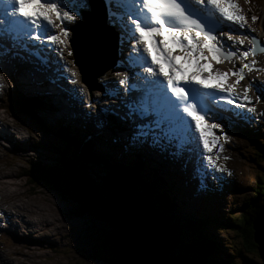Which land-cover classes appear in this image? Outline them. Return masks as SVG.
<instances>
[{
  "label": "snow or ice",
  "instance_id": "6c2138e0",
  "mask_svg": "<svg viewBox=\"0 0 264 264\" xmlns=\"http://www.w3.org/2000/svg\"><path fill=\"white\" fill-rule=\"evenodd\" d=\"M104 2L109 22L117 28L121 44L128 47L126 55L121 52L128 71L118 83L126 97H131L121 117L129 125L130 141L170 147L173 155L195 153L202 166L219 171L210 153L219 139L213 129L223 127L221 114L233 107L243 108V104H236L237 99L250 103L251 89L264 93V81L245 84L243 96L234 90L244 80L245 70H253L256 61L249 62L247 57L255 55L259 46L255 37L222 31L223 27L243 29L247 24L237 0ZM89 8L90 0H0V49L17 44L23 47L22 41L48 47L55 51L62 71L74 77L76 72L67 68L63 52L68 48L72 55L69 26ZM256 19L253 15L252 20ZM57 28L59 31L53 33ZM245 40L252 47H236ZM210 57L233 66L228 71L209 70L205 65ZM235 61H240L239 67ZM229 76L235 77L231 83H227ZM254 110V106L248 108L249 112Z\"/></svg>",
  "mask_w": 264,
  "mask_h": 264
},
{
  "label": "clouds",
  "instance_id": "9594fccd",
  "mask_svg": "<svg viewBox=\"0 0 264 264\" xmlns=\"http://www.w3.org/2000/svg\"><path fill=\"white\" fill-rule=\"evenodd\" d=\"M237 3L239 5L240 11L245 15L246 20H247V24L245 25V27L243 29L249 30L252 37H255L257 39V41L259 42V44H264V21L261 18V10H260V8H258L259 6L257 4V0H247V3L245 2V0H237ZM61 8H62V10H67V9H64L63 6H61ZM92 9L95 11L94 13H96V11H99L100 9L104 10L105 22L108 26H110L112 28L113 32H115V34L117 36V41L115 39L116 56L114 58V61L105 70H103L101 73H99L95 78L91 77V78H87L86 81H83L82 76H81L77 66L75 65V63L73 61V49H71L72 55H69L68 54V48H65L64 52H63V56H64V61L66 62L67 68L72 69L73 71L76 72V75L74 77L71 75L70 72L62 71V67L59 63V58L56 56L55 51L51 50L48 47L33 46L32 44H30L26 41H22L21 43L24 45L23 47L21 46V44H17L15 46L9 47L10 57L13 60V63L15 65H19L21 67H22V61L23 60H22V58H20L21 60H16L17 54L20 56L26 55L28 58H31V62L28 63V71H29L28 74L33 76V79H36V80L40 79L37 83H44L45 85L50 86L47 78L52 79V76L56 75L55 81L52 84L53 88L51 90L44 91L43 92L44 96L40 97L41 99H43V101L54 102L57 99L64 96L65 91H66L67 92L66 95L69 96V97H67L68 103H70V104L75 103L76 105H78L79 109L81 110L83 115L88 114L89 111L91 110V113H89V114H91L90 116L92 117L93 120H95L93 122L94 126L100 127V125H103V127H105V129L109 130V124H111V125L113 124L112 120H110V122H108L105 119V117H103V122H102V120L100 118L97 119L96 109L94 107H92V105L93 104L99 105V112L101 113L100 102H101L102 97H103L101 79L109 71L110 72L115 71L117 73H121L122 77L124 76L121 69L115 64H116V61L121 60L120 51L122 50L123 53L126 55L128 48H126L127 47L126 44H121L120 34H119L117 28L113 27L112 24L109 22L108 17H107V6L105 5L104 0H90V8L87 11H91ZM29 10H31V9H29ZM253 15H255L257 17V19L255 21L252 20ZM82 18H80V20H82ZM70 26H69V32H70ZM236 27L238 29H236V28L234 29L236 31L234 32L233 36H241L242 38L244 36H246L241 31V28H239L238 26H236ZM58 31H59L58 28L53 29V33L58 32ZM70 39H71V37H69V40ZM3 43L5 45H8L9 42L5 40V41H3ZM69 45H70L69 47L72 48L71 43H69ZM246 46L252 47V45L248 42V40H245L244 45H242V46L239 45L238 42L236 45V47H238L240 49H242L243 47H246ZM254 57L264 60V54H261V52H257L254 55ZM123 59H124V57H123ZM207 65H212L213 66L212 70L228 71V69H229L228 64H226L225 62L216 63V62L212 61V62H208ZM205 67H206V65H205ZM107 70H109V71H107ZM3 77H4V75H3ZM73 80L75 81L74 83L72 82ZM74 84L77 86L76 91L80 94L83 93L82 98H81L82 103H79L77 101L75 94H73L71 96L70 91L73 89ZM91 89L93 90L94 94L92 93ZM40 93H42V92H40ZM75 101L78 102V104ZM2 103H4V101L0 100V104H2ZM254 105H256L257 109L262 112V121H261L262 131L256 125V123H253V128H248L247 130L244 129L242 133H233L229 130L226 131L225 141L227 142V144L225 145V148L227 151H229L231 153L232 156H231V161L229 162V161L225 160L222 167L229 169L238 178H241V176H240V170L235 163L236 156H235V151L233 150V146H236V145L243 146L245 144V138L249 134L256 133L259 136V135L263 134V132H264V100L260 99V102L256 101V102H254ZM17 106L18 105L14 104L10 101H7L6 106L4 108H1V110H3L2 112L5 111L12 119H14L19 125L23 126L25 129H30V131L38 134V139L36 142H34L35 145L40 142V138H42L43 139L42 141H44V144H42V143L37 144L38 147H41V149L39 151H37V153L35 151L30 152L33 154V157L37 158L36 160L40 164L41 168L38 166L36 168L34 167L33 161H35V160L32 161V164L26 165V166H24L20 162V160H18L20 165L24 166L21 169H27L31 172L33 170L35 172L41 171L44 174L48 173L49 170H45V168H49V167H46L44 165V158H51V157H54V161L56 162L55 165H59L58 168L57 167H55V168L56 169L62 168L60 166L61 162H58V153H56L54 150H48V145H50V143H51L50 142V138L52 137L51 134L54 132V130L50 127V123H47V121L44 119V117L42 116V113L45 109H47L49 107L41 106L40 101L37 99L34 101V103L31 107H26L24 105H21L22 106L21 108L13 109V108H16ZM10 109H13L12 111L14 114L15 113L17 114V111L21 112V114H18L19 116L12 115L11 112L9 111ZM122 112H125L124 108H123ZM123 115H124V113H122V115L119 116V118H118V120L121 123H123V121H124V119L121 118ZM95 116H96V119L93 118ZM75 117H76V119L78 118L77 115H75ZM81 117L83 118V116H81ZM113 118L116 119L115 117H113ZM56 121H58V119ZM27 123L30 124V128L28 127ZM124 125L128 126V123L126 120H125ZM26 126H27V128H26ZM7 127H10V126H6V128ZM18 130H20V129H18ZM75 131H76V135H77L76 138H79L81 140L86 139V136L82 132H79V129H75ZM75 131H73V132H75ZM20 133H23V134H20ZM84 133L87 136H94L93 139H91V137H88L89 139H87L86 141H88V140L91 141L92 143H94L96 145L97 150L99 148L102 151H104L105 155H109V156L114 158V156H115L114 151H109V147L104 149V146L106 144L103 145L102 141H101L102 137H105V140L108 139L109 138L108 135L104 134L102 131H98L96 133L95 128H93L92 126L89 127L86 131H84ZM11 135L13 136V134H11ZM258 136H255V138ZM13 138L16 142H20L21 144H23L25 146L24 150L21 152L22 155L24 153H27V151L31 150L29 148V147H31V145H30L31 141H29L27 139L26 133L24 131L20 130V132L16 133V135H14ZM252 141L253 140H249L248 141L249 144ZM6 145H9L11 148L8 151H2L1 152V160L3 161V163H4V160H3L2 155L4 153H18V151L15 150L7 140L0 138V147H6ZM258 147L264 148V141L263 140H261L260 144H257V142L254 143L250 147L251 150H249V153L252 154V151L254 150L255 156H256ZM168 149L170 151L168 156L166 154H164V156H162V157L157 156L156 157L157 162H155L153 164H149L148 166H145V168H150V169L158 168L159 170L156 173L163 179V181L165 182V184L167 186V189L172 191V188L176 187L181 193L179 195V197H181V199H182V193H184L187 196V202H192V201L197 202V198H193V192L196 191V188H194L195 186L192 185L193 181H190L189 176H188V172L185 170H182L180 168V166L177 165V163L180 162L179 156H177V157L173 156V152H174L173 149H171V148H168ZM115 151L118 153L117 149ZM215 151L216 150L214 147L213 153L216 155ZM145 153L148 154V151L146 150ZM145 153L143 152L141 154L140 158H138L139 162H137V164L142 163L144 166V164H145V162H144L145 156L144 155H146ZM151 153H153V152H151ZM153 155L155 156V153H153ZM131 157H133V156H131ZM117 158H118L117 161L119 163H121L122 165H125L124 163L126 161L123 160L124 157L122 155H120V153L117 154ZM253 158L254 157L252 156L251 159L253 160ZM164 159H168L167 162H169L172 165V167H174V169L172 171H170L169 168L165 165L166 161ZM135 162H136V159H135ZM260 167H259L260 174L257 176V181H256L257 187L254 188L253 192L250 195H247L244 193V196L240 197L241 194H237L235 192H229V193H227V195L224 194V192H221V193L214 194L210 198L209 203H208V206H209L208 211H211V213H212V217H209V221H210V219L212 221V226H210L211 230H213L217 225H222V226H225V227H223L224 233H228V235L230 233V235H232V232H233L232 230H234V228H233L234 224H228L227 220L232 217V218H236L235 221H240V219L243 217L242 213L245 210V208H243V204L241 202L243 200V198H247L249 200L250 204L253 202H256V203L259 202L260 203L258 205V209H259V206L264 202V195L262 193V189L264 188V186H260V184H262V183L264 184V180H262V178L264 177V169L260 170ZM175 168H176V170H175ZM175 173L178 174L179 180L177 179ZM22 176L26 180L29 177L27 175H22ZM121 179L125 180V177H122ZM43 181L44 180H41V181L37 182V184H40L41 186H43L42 188H44L48 192L49 190H47V187H49L50 184H49V182H44V184L41 183ZM54 183L56 184V182H54ZM65 183L69 184L70 180L65 181ZM230 183L232 186H235V183L233 181L230 180ZM183 184L185 185V188H183ZM226 185H228L227 182L220 184L219 186L224 187ZM144 186L145 185L143 184V187ZM143 187H142V190H143ZM88 196L91 197L90 195H88ZM88 196H84V197L89 198ZM227 198H229L230 201L231 200L234 201L236 203V206H235V204L231 205L230 201ZM91 202H94L97 205L101 206L103 209H105V207L102 204H100L94 200ZM224 205H227V207H229V208L222 209V208H224ZM234 206L235 207L238 206L241 208L237 209V208H234ZM221 211L222 212H230L232 214L228 215L226 217H223L221 215ZM176 212L178 215L180 214V210H178ZM106 214H107V212H106ZM251 215H253V214L247 213L246 216L250 217ZM109 216H110V218L117 217L115 214L112 213L111 209L108 212V218H109ZM163 219H164V217H163ZM135 220H137V221L139 220L142 222L144 219L141 216H138L137 218H135ZM129 221L130 220L125 221V222H120V224L128 223ZM198 226H199L198 229H195V230H192L189 227L185 230V234L188 236V239H187V241H185L184 247H180L178 249L179 246H177V247L171 248L168 251V250L164 249L163 246L159 243V246L164 251V254L167 257V260L172 259V258H179L180 256H186V257L190 256V257H195L196 260L199 261L198 264H234L235 262H239L237 260V258H241V256L239 254H237V251L240 250V245L243 246L242 242L238 244V250L233 249V245L230 244V241L227 238L225 241H228L229 246H232V248L226 247L225 245L222 246L221 243H219L218 250L215 252V250H214L215 246H214L213 242L211 241L212 238L210 239V237H212L210 232H208V230H206L204 228V225H198ZM18 227H19V224H18ZM23 227L25 228V230H23V229L21 230L23 232L21 235L22 237L24 235H28V233H26V232H29V234H30V230L27 231V229H26V228H28L27 221L23 222ZM218 233H220V231ZM188 243H192V244L187 245ZM243 248H244V246H243ZM194 249H198V251H200V253H196L194 251ZM253 251H254V249H253ZM240 253H242L245 256L243 251ZM254 253H256V252L254 251ZM213 254H215V255L213 256ZM245 257L248 259L247 256H245ZM260 261L261 260L259 258V260L254 261L253 264H261ZM7 263L10 264V262H7Z\"/></svg>",
  "mask_w": 264,
  "mask_h": 264
},
{
  "label": "rangeland",
  "instance_id": "374dc122",
  "mask_svg": "<svg viewBox=\"0 0 264 264\" xmlns=\"http://www.w3.org/2000/svg\"><path fill=\"white\" fill-rule=\"evenodd\" d=\"M257 4L259 5L258 8H261V18L264 21V0H257ZM74 24H72V25H74ZM211 67H212V65L206 66V68L209 70L211 69ZM107 71H109V70H107ZM20 75L21 74H19L14 79L16 82V88H17V84H19L20 82L24 83L25 80H26V82H29V80L30 81L33 80V77H31V75H29V77L27 79L26 78H19ZM18 79H19V82H18ZM113 82H114V80H112L111 82L109 81L108 84L110 85V83H111V85H112ZM116 82L117 81L115 80V83L112 86L113 89L117 84ZM111 85L109 87H111ZM109 90H111V88H109ZM91 91L94 94L92 89H91ZM28 94H29L28 96H34V94L31 93V91H29ZM111 94L114 96V99L116 100V102L119 103L120 98L115 93H113L112 90H111ZM60 100L61 101L58 100V105H59L58 107H59V109L61 108L60 111L58 109L57 111L53 112L52 111L53 108H51V107H49L43 111L42 116L44 117V119L47 122L52 123V120L57 119V115H61V117H65L69 114V113L64 114V112H63L64 108H67L66 103H68V102H65L63 97L60 98ZM92 107H94L96 109V113L98 116L97 119L100 118L103 122L104 115L99 112V106L96 104H93ZM76 108L82 114L78 105H76ZM112 108L114 109V108H118V107L112 105ZM0 111H1L0 112V118L1 119H4L2 117L5 116L8 120L14 121L17 124V126H15L14 128L13 127H7L9 132L11 134H13V136L16 135V133H19L20 130H22L26 133L27 139L29 138V134L36 136V133L29 131V130L25 129L23 126L19 125L5 111L2 112L3 110H1V109H0ZM121 111H123V110L121 109ZM67 112H70V111L67 110ZM11 114L14 115L13 112H11ZM4 120H6V119H4ZM86 122H88V120L82 121L80 119L78 124H80V123L86 124ZM0 125L5 126V127L9 126L7 124L5 125L3 122ZM91 126L93 128H95L96 131H102L103 132L102 128H96L94 126L93 121H91V124L89 125V127H91ZM18 129H20V130H18ZM20 134H23V133H20ZM258 137L264 139V132H263V134L259 135ZM0 138L4 139L2 137V134H0ZM11 139H12V142L14 145L25 147L23 144L19 145V142H16L14 140V138H11ZM5 140H7V139H5ZM7 141L10 143V140H7ZM101 141H102V144L105 145V137H102ZM117 144H120V145L123 144V145H121L122 148H120V149H119V147L117 148L118 153H120V155H121V153L129 152L131 150L130 148H131L133 143L129 142V141H120V142L117 141ZM30 145H33V147H35L34 146L35 144L32 142ZM105 146L108 147L107 145H105ZM124 146H127V147H124ZM10 148L11 147L9 145H6V147H0V165L5 166L6 169H8L7 165H9L11 163L10 166L13 167L15 170V171L13 170L14 173L12 174L13 175L12 177L7 176L4 179L5 181H3V184H5V185L0 184V192H2V193H0V227L4 228V230L0 231L1 255L4 258H6L7 260H11L10 264H109V260H112L111 257L107 253L99 250L100 247L104 246V243H107L105 233L106 232L109 233V229H112V230L114 229V227L111 225V222H108L109 218L106 215H104L103 213H101L100 215L96 214L95 217H92V218L86 217V216H80V214L78 212H74L76 217L69 216L67 214V212H69V211H67L68 207H67L66 201H65V203H63L62 200L60 198H58V196L56 194L52 193V192H57V190H51V191L47 192L44 188H42L43 186H41L40 184L27 183L26 179L21 175V174H23L22 172L18 176H16V170L17 169L21 170V168H23L24 166L30 165L33 160H35V161H33L34 167L36 168L38 166L41 168L40 164L36 160L37 158L33 157L32 153H29V152L24 153L22 155L23 158H19L21 152H19L18 154L17 153H4L2 155L3 160H4V163H3V161L1 160V152L2 151H8V150H10ZM140 148H142L141 145L139 143H137L135 150H139ZM233 150L235 151V156H236L235 163L240 170V176H241L242 182L244 184V187L240 190H236V193H239V194L245 193L247 195H250L254 190V184H257L256 181H257V176L260 174V172H259L260 166L257 165L254 160L251 159L252 156L255 157V154L249 153V150H251V148H250V144L248 141H246L243 146H241V145L233 146ZM36 153H37V151H36ZM144 156H145L144 161H149V164H153V163L157 162V161H152L148 157V154H146ZM124 159H125V156H124ZM5 160L6 161L10 160V162L6 163ZM18 160H20V162L24 166L20 165ZM45 161L53 162L54 157L48 158ZM165 161H166L165 162V165H166L168 163L167 162L168 159ZM55 167L58 168L59 165H55ZM64 167H65V165H64ZM169 170L172 171L171 169H169ZM71 182L72 181H70L69 184H66L65 182H63L62 185L59 184L58 182H56V183H58L60 186H62L65 191L71 192L72 187H73V184ZM53 183L54 182H49V184H53ZM183 186H185V185L183 184ZM8 188H10V189L8 190ZM12 189L16 190L18 196H17V194H15L12 191ZM72 194L74 196H78V194H76L75 192H73ZM242 196H244V194L240 195V197H242ZM8 199H10V200H8ZM230 203H231V205H233L235 202L233 201ZM13 204H15L16 206ZM34 204H35V207L36 206L38 207L37 208L38 211L46 212V213L50 214L53 217V219L55 220L54 223H51V224H54L53 225L54 227L49 233L47 231L49 225L46 222L39 221L37 219V217L34 215V213L32 212L31 209H33V210L36 209L34 207ZM80 204L84 209H88L89 207H99V205H97L94 202H85L83 200H81ZM8 205H11V206H8ZM2 208H3V210H2ZM127 208L130 209L131 207L127 205ZM226 208H229V207H227V205H224V208H222V209H226ZM133 209H135V208H133ZM18 210L20 212L22 211L21 213L23 215L16 214V213L14 214V212H17ZM135 210L139 213V216L142 217V215L138 211V209H135ZM30 211H31L32 215L30 214ZM6 212H8V213L11 212V213H13V215L8 216ZM231 214L232 213H230V212H222L221 211V215L223 217H226V216L231 215ZM254 216L251 215L249 217V219L245 220V223L247 224V222H251V219L254 218ZM15 217H16V219H15ZM20 218H22V221ZM25 221H28V223L30 222L29 225H31V228L29 230L31 231V234L33 235V237L40 238L43 235H47V236L51 237V240H49L48 243L47 242H39V241H38V243L32 242L31 244L34 245V248H31L30 250L25 249L23 251L20 250L21 251L20 254H17V252L11 253V250H12L11 247L15 244H19L18 242H16V240L23 239V237L21 236L23 232L21 230L22 229L25 230V228L22 227V229H21L19 227L23 226V222H25ZM181 221H183V219ZM101 222L108 223V227L106 228V231L103 230L101 232V227H102ZM150 223L152 224V228H154V229L157 225V232L158 233L161 234L164 231V226L157 219H155V220L151 219ZM10 224L17 225V228H19L18 230L15 231L17 234L10 232V229H9ZM18 224H19V227H18ZM198 227L199 226L196 223H192L191 225H189V228H191L192 230L198 229ZM223 227H225V226L217 225L210 232V234L212 236V237H210V239L212 238L211 241L213 242V244L215 246V249H214L215 252L218 250L219 243H221L222 246L225 245L226 247L232 248V246H229L228 241H225L227 238L229 239L230 243L233 245V249L238 250V244L243 241L241 233L237 232V231L236 232L233 231L232 235H230V233L228 235V233H224ZM248 227H249L248 225L243 226V232L244 233H246V230ZM167 228H169L171 230V232L174 236V232L177 231L176 227H167ZM219 231H220V233H218ZM152 236H153V234H152ZM18 237H20V238H18ZM153 238L155 241L157 240L155 236H153ZM29 240H31V237H29ZM42 243H43V248L38 249V247H40V245H42ZM172 244L174 247L178 246L175 243H172ZM191 244L192 243H188L187 245H191ZM179 248H180V246L178 247V249ZM105 250L109 251L108 245L105 247ZM80 251H82V252L80 254H78ZM194 251L196 253H200V251H198V249H194ZM251 252L253 254L251 255V257L249 259L250 264L253 263L254 261L259 260L258 255L256 253H254L253 250L248 252V253H251ZM243 253L246 254L245 250H243ZM83 254L84 255H90V256L96 257L98 259L94 260L93 258L82 257ZM214 255L215 254H213V256ZM237 260L239 262H235L234 264H240V263L241 264H248V263H246V260H244V259L237 258ZM0 264H8V263H7V261H4V259H0ZM115 264H124V263L117 262Z\"/></svg>",
  "mask_w": 264,
  "mask_h": 264
},
{
  "label": "trees",
  "instance_id": "16d2710c",
  "mask_svg": "<svg viewBox=\"0 0 264 264\" xmlns=\"http://www.w3.org/2000/svg\"><path fill=\"white\" fill-rule=\"evenodd\" d=\"M12 94V92L9 94L10 100L12 99ZM21 107L20 105L13 109ZM13 109L9 111L13 112ZM18 114H21V112L17 111V114L15 113L14 115L19 116ZM27 124L30 128V124ZM55 137L61 139V144L52 141L50 145H48V150H54L56 153L62 155L64 157V165L68 170L65 167L60 169L45 168V170H49V172L44 174L41 171L35 172L33 170L31 172L24 169L21 175L29 176L26 180L27 183L35 184L44 180L41 183L44 184V182L53 181L62 184L70 180L72 181L74 189L83 197L88 195L91 196H88L89 198L84 197L86 200H94L102 204L105 207L104 210L107 212V215L111 209L112 213L117 216H112L113 218L111 219H117L119 223L135 220V218L139 216V213L135 209H138L144 219L142 221L144 225L148 228L150 233L156 237L163 248L168 251L174 248L172 243L180 247L185 246V241L188 239L185 230L192 223H196L197 225H209V227L212 225L211 219L209 221V218L202 212L197 202L192 201L183 204L177 201L174 196L167 197L168 194L171 193V190L167 189L163 179L156 173L159 170L158 168H145L142 163L137 164V162L130 163V167L124 168V166L113 159V157L94 149L91 141H84L76 137L71 139L72 134H70V137L68 136L70 140L65 139L61 133L55 135ZM253 160L261 166L260 170L264 169L263 147H258L256 156ZM100 164L102 165L101 168H99ZM122 177H125V180H122ZM262 180H264V177ZM58 183L55 185L60 187ZM143 184L145 185L144 187ZM260 186H264V184L262 183ZM47 190H51V188L47 187ZM262 193L264 195V188L262 189ZM241 202L243 208H245L242 213L243 217L240 221H235L236 218L231 217L227 220V223L234 224V230L232 231L241 233L244 248L240 245V250L237 251V254H239L242 259L246 260V263L250 264L249 259L253 253L248 252L253 249L255 251L257 248L253 241L251 222L246 224L245 219H249V217L246 216L247 213L253 214L252 216L258 213L259 209L257 207L260 203L258 202L255 205L250 204L247 198H243ZM127 205L131 208L128 209ZM175 209L177 211L180 210L179 215ZM150 218L153 220L157 219L164 226V231L161 234L157 232V225L155 229L152 228ZM182 219L183 221H181ZM245 225L249 226L246 233L243 232V226ZM166 226L176 227L177 231L174 232V236L171 230ZM106 240L108 244V236H106ZM243 250H245V256H247L248 259L240 253ZM109 255L112 261L116 260L114 252L111 251Z\"/></svg>",
  "mask_w": 264,
  "mask_h": 264
},
{
  "label": "water",
  "instance_id": "95a60500",
  "mask_svg": "<svg viewBox=\"0 0 264 264\" xmlns=\"http://www.w3.org/2000/svg\"><path fill=\"white\" fill-rule=\"evenodd\" d=\"M94 12H85L83 14L81 25L72 29L73 35L70 39L71 49H73V61L83 81H86L87 78H95L114 61L116 56L114 32L105 22L104 10L96 11L95 15ZM260 48H264V46H260ZM259 49L257 52L260 51ZM138 158H140V155L133 156L132 160L135 161ZM49 187L51 190H57V192L52 193L56 194L63 203L66 201L67 211H69L67 214L69 216L76 217L74 212H78L80 216L90 218L101 213L108 217L101 206L84 209L80 204L81 200L85 202L91 201L86 200L74 187H72L71 192L65 191L62 186L57 187L55 183L50 184ZM73 192L78 194V196H74ZM114 220L109 216L108 222H111L114 227L113 230L109 229V233H105L109 237V243H104V246L99 248V250L108 255L111 251L115 253L116 260H109V264L117 262L124 264H198L199 261L189 259L186 256L167 260L164 251L159 246V242L154 240L152 233L149 234L141 221L130 220L126 223L127 225H124L125 223L120 224L117 219ZM101 223V232L103 230L106 231L108 223ZM251 223L255 225L254 228L256 229V231L253 230L258 244V249L255 252L260 258L261 264H264V202L259 206V211L251 219ZM107 245L109 251L105 250ZM82 257L98 259L84 254Z\"/></svg>",
  "mask_w": 264,
  "mask_h": 264
},
{
  "label": "bare ground",
  "instance_id": "6f19581e",
  "mask_svg": "<svg viewBox=\"0 0 264 264\" xmlns=\"http://www.w3.org/2000/svg\"><path fill=\"white\" fill-rule=\"evenodd\" d=\"M91 11H94L93 9L91 10ZM91 11H86V12H91ZM96 13H94V15H95ZM81 20L80 19H78V21L77 22H75V24L74 25H71L70 26V37H72V35H73V33H72V29L74 28V27H78V26H80L81 25ZM223 31V30H222ZM114 36H115V39H116V41H117V36H116V34H115V32H114ZM128 48V47H127ZM20 58H22V74L19 76V78H28L29 77V74H28V63L29 62H31V58H28L26 55H23V56H20V55H16V60H21ZM19 63V62H18ZM185 67L186 68H188L187 67V64H185ZM213 67V66H212ZM211 67V69L210 70H212L213 68ZM31 77H33V76H31ZM55 78H56V75H53L52 76V79H49V78H47V80H48V83H49V85L50 86H47V85H45L44 83H37L39 80H36V79H33L32 81H30L29 80V82H26V80H25V82L23 83V82H20L19 84H17V91L22 95V96H28L29 94V91H31V93H33L34 94V96H37V97H42V96H44V91H46V90H51L52 88H53V86H52V84L54 83V81H55ZM18 82H19V79H18ZM111 82V81H110ZM114 83H115V80H114V82L112 83V86L114 85ZM117 83V82H116ZM110 85H111V83H110ZM117 85V84H116ZM14 86L16 87V82H15V80H14ZM116 87V86H115ZM115 87H114V89H115ZM111 88V87H110ZM114 89L113 88H111V90L112 91H114ZM110 90V91H111ZM40 92H42V93H40ZM59 101H61L60 99H59ZM113 101L114 102H112V105H114V106H116V107H118V108H112V110H113V112H114V114L115 115H117V116H121L122 115V111H121V109L123 110V108L125 107V105H124V102L120 99V102L118 103V102H116V100L115 99H113ZM53 106V107H52ZM51 106V108H53L52 109V111L53 112H55V111H57L58 109H59V105H52ZM99 106V105H98ZM120 108V109H119ZM61 110V108L59 109V111ZM67 110H69L70 112H67ZM115 110H117V111H115ZM63 112H64V114H74V115H77L78 116V120H77V123L80 121V117L82 116V114L77 110V108H76V105H75V103H73V107L72 108H64V110H63ZM98 117V116H97ZM2 118H4V119H6V120H4V119H1L0 118V121L1 122H3L5 125L7 124V125H9L10 127H15V126H17V124L14 122V121H10V120H8L5 116H3ZM222 119L225 121V122H227L229 119L227 118V114H225V113H222ZM57 119H55V120H52V122H55ZM91 121H93V119L92 118H89L88 119V122H86V124H78L79 125V132H84V131H86L88 128H89V125L91 124ZM237 122H238V120H237V118H236V116H234L233 118H232V123L234 124V125H236L237 124ZM47 123H50V122H47ZM217 123V122H216ZM0 134H2V137L4 138V139H7V140H10V144H11V146L15 149V150H17L18 151V153L19 152H22L23 150H24V148L25 147H23V146H18V145H14L13 144V142H12V139L11 138H13V136H11V134H9V131H8V129L6 128V127H2V128H0ZM69 137H70V134L68 135ZM74 137V136H73ZM37 139H38V134H36V136H33L32 134H29V138H28V140L29 141H31L32 143H34V142H36L37 141ZM41 139V141L43 140L42 138H40ZM72 139V138H71ZM21 143L19 142V145H20ZM121 145H123V144H121ZM31 146H33V145H31ZM124 147H127V146H124ZM33 149H34V151L36 152L37 150H36V148L35 147H33ZM119 149H120V147H119ZM142 151V148H140L139 150H134V151H129V152H126V153H121V155H124L125 156V159L124 160H126V164L125 165H123L124 166V168H127L128 166H129V164L132 162V160L130 159V157L131 156H133V155H138V154H140V152ZM150 152H153V150L152 151H150ZM17 153V154H18ZM126 154V155H125ZM194 156L195 157H197L195 154H194ZM148 157L152 160V161H157V159L154 157V156H152L151 155V153L150 154H148ZM19 158H22V154H20V156H19ZM139 159H136V162H139L138 161ZM165 160H167V159H165ZM5 162L7 163V162H10V160H5ZM145 162V164L146 165H149V161H144ZM133 163V162H132ZM193 163V161H191V164ZM191 164H190V169H191ZM11 165V163L9 164V165H7V168L8 169H6V167L5 166H1L0 165V184H3V181H5L4 179L7 177V176H9V177H12L13 175V173H14V168L13 167H11L10 166ZM101 164H100V166H99V168H101ZM166 166L169 168V169H171V170H173V168L174 167H172V165L168 162L167 164H166ZM130 167V166H129ZM129 169V168H128ZM176 169V168H175ZM14 170V171H13ZM23 170L24 169H17L16 170V176H18L21 172H23ZM176 174V177H177V179L179 180V176H178V174L177 173H175ZM18 180V179H17ZM3 185H5V184H3ZM257 184H254V188L255 187H257L256 186ZM7 187V186H6ZM183 188H185V186H183ZM10 188H8V190H9ZM12 191L15 193V194H17V192H16V190H13L12 189ZM0 193H2V192H0ZM5 193V192H4ZM181 193H180V191L176 188V187H174V188H172V191H171V193L170 194H168V196L167 197H172V196H174L176 199H177V201H179V202H182L183 204H186V202H187V196L184 194V193H182V199H181V197H179V195H180ZM5 195V194H4ZM8 195V194H7ZM14 196V195H13ZM17 196H18V194H17ZM8 197V196H7ZM14 198V197H13ZM11 199V198H10ZM10 199H8V200H10ZM169 199V198H168ZM19 200V199H18ZM21 200V199H20ZM22 201V200H21ZM12 203V202H11ZM24 204V203H23ZM13 205H15V204H13ZM8 206H11V205H8ZM16 206V205H15ZM19 206V205H18ZM34 207H35V204H34ZM15 208V207H14ZM21 208V207H20ZM36 209L35 210H33V209H31L32 210V212L34 213V215L37 217V219L39 220V221H41V222H46L48 225H49V227H48V229H47V231H48V233L53 229V225L54 224H51V223H54V219H53V217L50 215V214H48V213H46V212H40V211H38L37 210V206L35 207ZM5 209V208H4ZM7 209V208H6ZM25 209V208H24ZM2 210H3V208H2ZM23 210V209H22ZM27 210V209H26ZM5 211V210H4ZM12 211V210H11ZM13 212V211H12ZM22 212V211H21ZM19 210L17 211V212H14V214L16 213V214H20V215H23L22 213H21ZM7 213V215L8 216H12L13 215V213H11V212H6ZM5 213V214H6ZM30 214L32 215V213H31V211H30ZM21 217V216H20ZM11 218V217H10ZM19 218V217H18ZM15 219H16V217H15ZM20 219H22V218H20ZM28 220V219H27ZM11 221V220H10ZM22 221V220H21ZM14 223V222H13ZM141 223H143V222H141ZM21 224V223H20ZM30 224V222L28 223V228H26L27 229V231H29V229L31 228V225H29ZM144 224V223H143ZM124 225H127V224H124ZM21 226V225H20ZM145 226V225H144ZM254 224L253 223H251V228H252V235H253V241H254V243L256 244V248L258 249V244H257V241L255 240V234H254V231L253 230H255L256 231V229L254 228ZM22 227L23 226H21V227H19V228H21L22 229ZM123 227H126V226H123ZM146 227V226H145ZM19 228H17V225H15V224H10V226H9V229H10V232H12V233H14V234H17L15 231L16 230H18ZM146 229H147V231L149 232V234H150V231L148 230V228L146 227ZM38 230V229H37ZM26 233H28V235H24L23 236V239H21V240H16V242H18L19 244H15V245H13L11 248H12V250H11V253H14V252H17V254H20V252L21 251H23V250H30L31 248H34V245H32L31 243L32 242H30V240H29V237H31L32 235H30L29 234V232H26ZM18 238H20V237H18ZM32 238V237H31ZM49 240H51V237H49V236H47V235H43L42 237H40V238H37V241H39V242H49ZM43 248V244L42 245H40V247H38V249H42ZM21 250V251H20ZM188 258L189 259H195V258H191V257H189L188 256ZM0 259H4V261H7V262H10L11 260H7L6 258H4L2 255H1V251H0ZM22 260V259H21Z\"/></svg>",
  "mask_w": 264,
  "mask_h": 264
},
{
  "label": "flooded vegetation",
  "instance_id": "af4514ba",
  "mask_svg": "<svg viewBox=\"0 0 264 264\" xmlns=\"http://www.w3.org/2000/svg\"><path fill=\"white\" fill-rule=\"evenodd\" d=\"M27 223H28V221H27ZM2 230H4V228L3 227H0V231H2Z\"/></svg>",
  "mask_w": 264,
  "mask_h": 264
}]
</instances>
